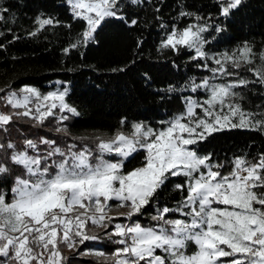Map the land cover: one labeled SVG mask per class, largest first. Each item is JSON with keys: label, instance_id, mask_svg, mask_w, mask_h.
<instances>
[{"label": "snow or ice", "instance_id": "6c2138e0", "mask_svg": "<svg viewBox=\"0 0 264 264\" xmlns=\"http://www.w3.org/2000/svg\"><path fill=\"white\" fill-rule=\"evenodd\" d=\"M65 2L73 18L85 22V30L70 48L64 49L65 53L95 42L97 29L107 18L125 19L117 14L120 0ZM216 3L220 15L228 18L242 0H216ZM7 11L0 7V21L5 20ZM180 15L195 16L196 21L204 19L191 12L182 11ZM58 23L52 17H37V28L30 35L36 36L46 26ZM136 23L131 21L133 25ZM161 27L166 26L161 24ZM209 27L204 23L189 24L183 29L173 27L162 40L161 48L175 52L193 50V60L207 61L208 41L204 33ZM215 30L223 29L218 26ZM238 52L239 55L224 53L219 58L211 57L217 67L210 71L214 75H238L226 65L239 68L241 61L255 63L256 53L247 43ZM259 59L260 67L249 71L264 84V53L259 54ZM200 66L208 67L207 63ZM255 82L239 79L213 84L205 79L197 84L193 81L191 91L203 88L208 92L203 103L185 98V111L167 122L161 121L165 127L160 129L138 122L132 124L130 133L118 130L110 140L96 137L95 154L87 146L76 151L75 144L65 150L45 138L39 141L47 145L45 153H41L39 144L33 140L24 141L25 147L20 151L9 142L6 147L12 152L8 160L22 168L24 174L15 176L11 199L0 189V257L4 258L0 264H66L61 244L79 252L77 243L83 245L101 239L97 234H89V222L105 228V238L120 246L106 257L113 264H264V154L256 162L236 157L231 171L222 174L224 164L213 163L211 154L200 155L193 147L226 128L264 131V120L254 119L255 114L246 113L235 102L240 96L235 89ZM166 91L177 89L169 86ZM20 93L10 92L5 100L13 109L23 111L0 113V127L8 125L13 116L30 117L43 124L49 116L57 115L54 111L57 109L59 113L79 115L77 108L67 102V88L42 94L26 86ZM33 98L39 101L34 109L29 107ZM233 118L238 121L233 122ZM68 119L69 115H59L58 122ZM124 123L122 119L121 125ZM4 148L0 144V150ZM140 151L144 152L141 166L125 171V163ZM56 156L61 159H53ZM53 167L55 172L50 171ZM11 171L7 163L0 162V178ZM172 177H183L184 183H177L174 188L187 191L177 207H157L156 214L151 216L156 222L152 226L133 220L134 216L143 215L147 206L156 203L158 191ZM109 201L130 209L123 214L129 223L112 225L114 217L108 215L112 207ZM177 212L184 218H167ZM110 225L112 231L107 230ZM189 244L195 251H187ZM94 254L105 256L102 251Z\"/></svg>", "mask_w": 264, "mask_h": 264}, {"label": "trees", "instance_id": "16d2710c", "mask_svg": "<svg viewBox=\"0 0 264 264\" xmlns=\"http://www.w3.org/2000/svg\"><path fill=\"white\" fill-rule=\"evenodd\" d=\"M0 7L7 8L5 20L0 21V113H13L22 109H13L5 97L10 90H18L30 85L46 93L54 88L53 81L60 80L68 85L67 102L76 107L79 115L66 124L67 133L53 132L54 117L49 116L43 124L30 117L13 116L12 121L0 127V162L7 163L11 174L0 178V189L8 193L11 199V187L15 176L23 175L24 170L12 165L8 160L12 149L23 150L24 141L33 140L39 144L41 138L56 142V146L67 149L71 136L86 132L114 134L118 130H132L135 121L160 129L165 127L161 121L184 112L188 96H196L200 103L208 98L206 90L191 91V83L200 84L208 78L217 83H230L239 79L256 81L247 87H238L236 98L241 109L255 114L254 119L264 120V84L258 81L250 68H259V54L264 53V0H242V4L233 10L228 18L220 15V6L216 0H120L118 16L125 19L107 18L95 33V42L86 47L70 49L85 30V22L74 19L65 0H0ZM159 9V11H157ZM182 11L201 16L184 17ZM37 17H52L58 24L46 28L31 36L37 28ZM136 20L135 25L131 24ZM204 23L210 25L204 33L208 43L205 51L209 59L193 60V50L181 49L178 52L161 48V42L173 27L183 29L189 24ZM164 24L166 27H161ZM71 25V27H68ZM223 30L217 32V27ZM139 42V43H138ZM247 43L256 53L255 63L241 67L226 65L228 70L238 75L223 76L213 74L210 69L217 67L211 57L236 53ZM207 63L208 67H202ZM124 71H113V69ZM213 75V77H212ZM169 86L177 89L167 92ZM197 112L202 115L201 109ZM125 123L121 125V120ZM195 147L200 155L211 154L213 163L224 164L222 174L231 171L232 161L236 157H246L256 162L264 154V131L248 128H226L213 133ZM41 153L47 151V145L39 144ZM30 154H34L31 153ZM144 152L140 151L125 163V171L142 164ZM55 160L61 157H53ZM184 183L183 177H172L158 191L156 203L144 209V214L134 216L133 220L143 225L151 224V216L157 207H177L187 191L181 192L174 185ZM115 203L116 201H111ZM180 214L170 213L167 218H177ZM126 223L121 217H115L112 225ZM91 230L95 225L89 223ZM112 231L110 225L107 229ZM97 234L101 239L86 241L79 245V252H69L61 244L62 255L67 257L66 264H111L92 258L79 257L85 249L101 248L112 253L119 245L105 238V228ZM79 238H77L78 240ZM195 247L189 244L188 252ZM159 254V253H158ZM1 259V257H0Z\"/></svg>", "mask_w": 264, "mask_h": 264}, {"label": "rangeland", "instance_id": "374dc122", "mask_svg": "<svg viewBox=\"0 0 264 264\" xmlns=\"http://www.w3.org/2000/svg\"><path fill=\"white\" fill-rule=\"evenodd\" d=\"M216 74H219V73H216ZM212 77H213V75H212ZM209 79V81H210V83H213V84H220V83H217V82H214V81H212L211 79L212 78H208ZM59 82V83H58ZM203 82V81H202ZM201 82V83H202ZM53 84H54V88L53 89H51L50 91H47L46 93H43V92H41L38 88H36V87H34V86H30V85H26L27 87H33V88H36V89H38L39 91H40V93H42V94H47L48 92H53V91H56L57 89H60V90H63V89H65V88H67L68 89V85H67V83H64V85L65 86H62V84H63V82L62 81H60V80H55V81H53ZM26 86H23V87H26ZM23 87H21V88H23ZM20 88V89H21ZM20 89H18V90H10L8 93H7V95L10 93V92H13V91H15L18 95H20L21 93H20ZM201 90H204L203 88H201ZM6 95V96H7ZM188 97H191V99L192 100H195V101H197V102H200L199 101V98L198 97H196V96H188ZM187 98V97H186ZM208 99V98H207ZM206 100V99H205ZM204 100V101H205ZM184 101H185V108H186V100L184 99ZM37 103H39V101H36L35 100V98H33V102L31 103V104H29V107L30 108H35V105L37 104ZM22 111H23V109H22ZM56 113H57V115L56 116H52V117H54V120H55V127L54 128H52V129H50L51 131H53V132H59V133H67L66 131L67 130H65V129H67L66 128V124H68L69 122H71V120L75 117L74 115H71V114H68V113H59V110L57 109V110H54ZM184 111H185V109H184ZM196 111H197V109H196ZM199 113V112H198ZM59 115H69V119L68 120H65V121H62V122H58V117H59ZM177 116V115H176ZM175 117V116H174ZM174 117H172V118H170L169 120H171V119H173ZM238 121V118H233V122H237ZM37 122V121H36ZM138 122H143V121H135V122H133V123H138ZM38 123V122H37ZM150 126V125H149ZM152 127V126H151ZM153 129H155L154 127H152ZM58 129H61V130H59L58 131ZM120 131H122V132H124V133H130L132 130H130V131H127V130H120ZM115 134L116 133H114V134H105V133H103V132H86V133H83V134H81V135H77V136H71V138H72V141L70 142V144H75L76 145V151H79V150H81V149H83L85 146H87L88 148H90L92 151H93V153L95 154V148H96V145H95V143H94V141H95V138L96 137H100V138H102V139H104V140H110V139H112L114 136H115ZM80 138H85V139H80ZM106 158L107 159H115V157H113V156H106ZM48 163L49 164H51V160L50 161H48ZM139 166H141V165H139ZM136 167H138V166H136ZM135 168V167H134ZM134 168H132V169H134ZM132 169H130V170H132ZM130 170H128V171H130ZM50 171H52V172H55V168L53 167L52 169H50ZM116 203L117 202H115V203H112L111 201H109V205H112V207H111V209H110V211L108 212V215L109 216H111V217H118V216H121V217H123L124 218V215L123 214H126L127 212H129L130 211V209L128 208V207H119V206H115L116 205ZM76 209H74V211H75ZM82 211V210H81ZM184 217H182L181 215H180V217H177V218H170V219H183ZM125 219V218H124ZM126 220V219H125ZM153 221V220H152ZM89 223H91V222H89ZM126 223H129V221H127L126 220ZM122 224V223H121ZM156 224V222L155 221H153L151 224H148V225H144V226H152V225H155ZM143 225V224H142ZM102 229H104L103 227H101V226H98V225H95V227H94V229L93 230H91V228L90 227H88V231H91V232H99L100 230H102ZM79 243H77L76 244V248H78L79 247ZM189 248V247H188ZM76 250L75 249H69V252H71V253H73V252H75ZM98 251H102V252H104L101 248H98V247H91V248H88V249H85L84 251H82L78 256L79 257H86V258H92V259H95V260H100V261H102V262H110L111 264H113V262L110 260V259H107L106 260V257H110L111 256V254L115 251H113L112 253H106V252H104L105 253V256H96L94 253H96V252H98ZM193 251H195V249L194 250H192L191 252H193ZM191 252H189V253H191ZM82 253H90V254H82ZM2 259H4L3 257H1V259L0 260H2ZM222 259H227V258H222Z\"/></svg>", "mask_w": 264, "mask_h": 264}]
</instances>
